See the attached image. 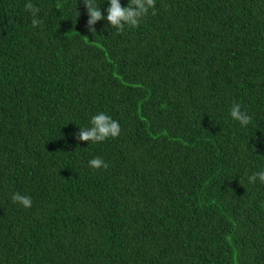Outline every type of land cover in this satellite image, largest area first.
Wrapping results in <instances>:
<instances>
[{
    "label": "trees",
    "instance_id": "trees-1",
    "mask_svg": "<svg viewBox=\"0 0 264 264\" xmlns=\"http://www.w3.org/2000/svg\"><path fill=\"white\" fill-rule=\"evenodd\" d=\"M95 2L93 33L83 0H0V264H264V0L122 32ZM101 112L120 135L77 140Z\"/></svg>",
    "mask_w": 264,
    "mask_h": 264
},
{
    "label": "clouds",
    "instance_id": "clouds-1",
    "mask_svg": "<svg viewBox=\"0 0 264 264\" xmlns=\"http://www.w3.org/2000/svg\"><path fill=\"white\" fill-rule=\"evenodd\" d=\"M83 2L89 17L87 22L88 30L95 33L92 25L105 19V17L102 15L100 6L96 4L95 0H83ZM108 3L110 6L107 8L106 20L111 27L121 32L124 30L125 25L133 28L138 27L141 20L149 14L150 10L155 15L156 0H130L127 7H122L120 0H108ZM25 11L31 13V24L34 28L43 23L37 18L40 9L31 2L26 3ZM230 116L233 120L238 121L242 127L251 123V117L247 112L241 110L239 103L232 104ZM90 125L88 128H80L81 130L76 134L77 140L98 143L109 138H117L121 132L119 122L102 112L92 116ZM88 163L89 167L93 169H107L108 167V164L100 157H94ZM257 179L261 183H264V170L253 173L248 177V182L255 183ZM11 199L13 203H19L24 208H30L32 206L31 197L22 195L19 192L13 194Z\"/></svg>",
    "mask_w": 264,
    "mask_h": 264
}]
</instances>
